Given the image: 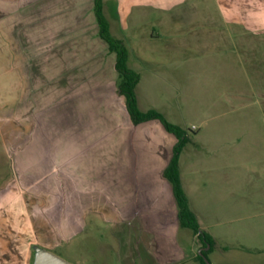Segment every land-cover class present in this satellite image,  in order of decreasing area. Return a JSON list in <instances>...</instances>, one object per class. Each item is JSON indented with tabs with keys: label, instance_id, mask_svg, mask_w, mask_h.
Segmentation results:
<instances>
[{
	"label": "crops",
	"instance_id": "1",
	"mask_svg": "<svg viewBox=\"0 0 264 264\" xmlns=\"http://www.w3.org/2000/svg\"><path fill=\"white\" fill-rule=\"evenodd\" d=\"M111 4L115 17L107 18L112 34L121 31L116 37L128 48V64L141 75L136 89L140 109H157L190 131L180 156V175L202 230L214 240L210 262L224 264L233 248L264 256L257 240L252 246L230 242L258 239L248 220L264 216V186L259 181L264 173V63L257 48L264 45V22L254 20L264 14V0ZM199 78L210 79L203 91L211 101L204 97L205 102L196 104ZM230 108L249 109L251 117L227 118ZM126 114V122L132 123L127 110ZM194 115V121H186ZM133 126L149 130L137 150L141 159L137 165L131 163L134 151L125 148L121 136L114 139L111 195L105 199L88 193L86 160L58 174L54 149L43 150L37 139V149L18 151L20 165L14 170L8 164L10 153L0 151V264H33L35 246L58 251L53 246L61 238L68 241L85 234L99 215L104 216L99 201L112 199L118 206L113 221L142 219L155 239L148 241L149 253L158 257L147 264L183 263L185 245L194 234L180 226L172 185L164 177L177 139L158 121ZM23 172L31 175L30 181L22 180ZM92 175L103 183L101 173ZM88 215H93L89 221Z\"/></svg>",
	"mask_w": 264,
	"mask_h": 264
},
{
	"label": "rangeland",
	"instance_id": "2",
	"mask_svg": "<svg viewBox=\"0 0 264 264\" xmlns=\"http://www.w3.org/2000/svg\"><path fill=\"white\" fill-rule=\"evenodd\" d=\"M106 6L108 18H114L111 0ZM260 18L256 15L254 20L264 22V14ZM120 32L115 30V36ZM257 48L262 50L258 56L264 63V45ZM114 62L115 55L99 38L93 0H0V151L10 153L8 164L12 169L20 165L18 151L37 149L39 139L43 150L54 149L58 174L86 160L88 193L102 199L111 195L114 139L123 138L125 148L134 151L130 162L137 165L141 159L137 150L144 145L149 131L126 122L125 101L117 92ZM209 80L197 81L199 93L193 98L196 104L205 102L204 97L210 99L204 92ZM250 113L249 109L230 108L226 114L227 118H249ZM196 117L188 116L186 121L192 122ZM24 172L22 180L30 181L31 175ZM94 172H104L103 183L94 179ZM11 175L8 173L6 178L9 180ZM261 176L259 181L264 186V173ZM99 203L104 216L99 215L97 223L93 222L85 234L68 241L61 238V243L53 246L58 251L53 252L73 264L154 262L158 256L149 253L148 241L155 239L149 237L145 222L139 218L129 223L113 221L117 202L112 199ZM92 217L88 215V221ZM248 221L258 239L231 238V244L252 246L257 240L256 246H264V216ZM191 239L185 245L182 264H200L197 256L200 247L206 246L195 235ZM261 257L264 256L233 248L225 254L223 263L264 264L259 261ZM209 263L212 264L210 260Z\"/></svg>",
	"mask_w": 264,
	"mask_h": 264
},
{
	"label": "trees",
	"instance_id": "3",
	"mask_svg": "<svg viewBox=\"0 0 264 264\" xmlns=\"http://www.w3.org/2000/svg\"><path fill=\"white\" fill-rule=\"evenodd\" d=\"M93 13L98 26L99 37L107 44L111 53L116 55L115 69L118 73L116 82L117 92L124 98L125 107L134 125H141L151 121H158L164 129L177 139L173 148L172 157L164 170V177L172 185L174 198L178 208V220L182 228L189 229L204 246L210 245V249L204 252L209 259V253L214 246V240L210 234L202 230L197 214L192 210L189 198L184 190L180 175V156L185 149L190 131L170 122L165 115L157 109L142 111L138 104L136 89L141 75L128 64L129 51L122 39L112 34L110 22L105 14V0H93ZM200 264H208L202 255L198 254Z\"/></svg>",
	"mask_w": 264,
	"mask_h": 264
},
{
	"label": "water",
	"instance_id": "4",
	"mask_svg": "<svg viewBox=\"0 0 264 264\" xmlns=\"http://www.w3.org/2000/svg\"><path fill=\"white\" fill-rule=\"evenodd\" d=\"M210 249V245L208 244L206 247H203L200 249L199 254L202 255L204 260L209 263V260L204 256V252L208 251ZM35 257H34V263L33 264H73L66 259L62 258L58 254L45 249L40 246H35Z\"/></svg>",
	"mask_w": 264,
	"mask_h": 264
},
{
	"label": "built area",
	"instance_id": "5",
	"mask_svg": "<svg viewBox=\"0 0 264 264\" xmlns=\"http://www.w3.org/2000/svg\"><path fill=\"white\" fill-rule=\"evenodd\" d=\"M192 129H193V130H195V129H196V127H193Z\"/></svg>",
	"mask_w": 264,
	"mask_h": 264
}]
</instances>
